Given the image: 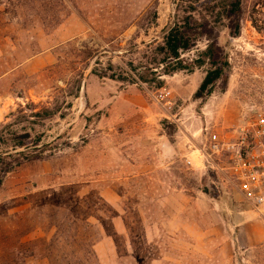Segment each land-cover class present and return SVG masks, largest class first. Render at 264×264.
Wrapping results in <instances>:
<instances>
[{
  "label": "rangeland",
  "instance_id": "obj_1",
  "mask_svg": "<svg viewBox=\"0 0 264 264\" xmlns=\"http://www.w3.org/2000/svg\"><path fill=\"white\" fill-rule=\"evenodd\" d=\"M232 1L0 0V264H264V219L182 160L264 101V0ZM175 26L193 71L165 75ZM213 44L227 77L194 99Z\"/></svg>",
  "mask_w": 264,
  "mask_h": 264
},
{
  "label": "built area",
  "instance_id": "obj_2",
  "mask_svg": "<svg viewBox=\"0 0 264 264\" xmlns=\"http://www.w3.org/2000/svg\"><path fill=\"white\" fill-rule=\"evenodd\" d=\"M255 10L260 19L264 6L259 4ZM169 96V92H161L158 100L168 102ZM185 147L182 160L187 168L220 174L222 182L251 211L264 214V101L248 108L238 123L223 133L208 125L202 127Z\"/></svg>",
  "mask_w": 264,
  "mask_h": 264
},
{
  "label": "trees",
  "instance_id": "obj_3",
  "mask_svg": "<svg viewBox=\"0 0 264 264\" xmlns=\"http://www.w3.org/2000/svg\"><path fill=\"white\" fill-rule=\"evenodd\" d=\"M223 17H225L230 23L237 22L238 16L241 12V2L239 0H233L229 3H224ZM188 26H175L170 29L163 41V46L158 49V54L165 56V59L169 61H175L171 64L174 66L169 72H164L165 75H170L176 71L187 70L192 72L193 68L189 69L183 66L179 60L180 53L182 51H187L193 46V42L187 37V34L183 31L186 30ZM230 35L232 37H237L239 35V30H232ZM205 56L208 60V65L210 69L207 71L205 77L203 78L198 90L194 94V99H203L208 96L212 91L213 86L220 79L223 81L226 79L227 75H224L226 68H228L227 56L221 55V50L218 46H208L205 51ZM203 62H197L195 68L203 66ZM15 147H18L16 144ZM3 159L0 157V163ZM1 183V182H0Z\"/></svg>",
  "mask_w": 264,
  "mask_h": 264
},
{
  "label": "crops",
  "instance_id": "obj_4",
  "mask_svg": "<svg viewBox=\"0 0 264 264\" xmlns=\"http://www.w3.org/2000/svg\"><path fill=\"white\" fill-rule=\"evenodd\" d=\"M241 38H242V37H240L239 39H241ZM236 194H237V193H236ZM237 195H238V194H237ZM237 195H236V196H237ZM237 198L239 199V200H238V203H239V202H240V203H243L242 200H241V197H240L239 195L237 196ZM240 203H239V204H240ZM226 206H227V205H226ZM243 207H244V206H243ZM254 214H256L258 217L264 219V214H262V215H259L258 213H254ZM261 216H262V217H261ZM236 217H237V220H239V221H242V218H244L243 216H240V215H237ZM259 222H262V220L260 219V220L258 221V223H259ZM257 225H259V224H257ZM237 227L240 228V226H237ZM254 239L257 240L256 238H254Z\"/></svg>",
  "mask_w": 264,
  "mask_h": 264
}]
</instances>
